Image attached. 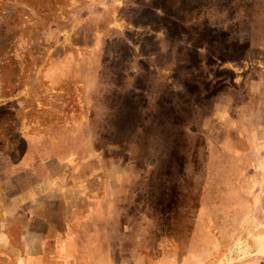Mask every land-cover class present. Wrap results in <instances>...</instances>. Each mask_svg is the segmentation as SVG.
Returning a JSON list of instances; mask_svg holds the SVG:
<instances>
[{
	"label": "rangeland",
	"instance_id": "obj_1",
	"mask_svg": "<svg viewBox=\"0 0 264 264\" xmlns=\"http://www.w3.org/2000/svg\"><path fill=\"white\" fill-rule=\"evenodd\" d=\"M263 128L264 0H0V264L105 181L111 264H264Z\"/></svg>",
	"mask_w": 264,
	"mask_h": 264
},
{
	"label": "crops",
	"instance_id": "obj_2",
	"mask_svg": "<svg viewBox=\"0 0 264 264\" xmlns=\"http://www.w3.org/2000/svg\"><path fill=\"white\" fill-rule=\"evenodd\" d=\"M77 132L79 140L73 142L69 141L70 137L66 134L68 132H61L57 137L60 141L59 147L64 148L68 143L70 150L80 155L81 150L86 147L85 143L82 145L81 140L83 135L87 134L86 131L82 133L81 128ZM92 132L88 131L89 135L86 136L92 140V144L88 146L89 152L90 148H94L97 144L93 140ZM257 133L264 138V128ZM89 155L93 156L92 153ZM63 159L64 157L61 161ZM91 162L89 160V163ZM102 188L101 198V193L80 190L81 204H76L71 201L69 188L63 187L57 193L59 197L55 199L56 204L45 206L39 204L36 208L38 211L48 212V214L51 211V215L39 217V224L44 229L39 234L31 230L33 228L31 225L25 226L22 264H71L72 260L76 263L78 261V264L80 260L84 261V264H87L86 261H92L89 264H111L107 247L116 234L115 229L112 228V214L117 211V204L113 203V194L109 191L106 181ZM80 189L83 188L80 187ZM29 212L32 218V212L30 210ZM54 212L59 215L54 216L52 214ZM57 219L61 223L59 228L56 226ZM261 256L264 258L263 255Z\"/></svg>",
	"mask_w": 264,
	"mask_h": 264
},
{
	"label": "flooded vegetation",
	"instance_id": "obj_3",
	"mask_svg": "<svg viewBox=\"0 0 264 264\" xmlns=\"http://www.w3.org/2000/svg\"><path fill=\"white\" fill-rule=\"evenodd\" d=\"M259 248H260V250H264V241H261L259 244ZM257 254V256H259V257H262L261 255H263L264 256V253H256ZM68 262V261H67ZM69 264V263H68ZM73 264H78V262L76 263L75 261L73 262Z\"/></svg>",
	"mask_w": 264,
	"mask_h": 264
}]
</instances>
